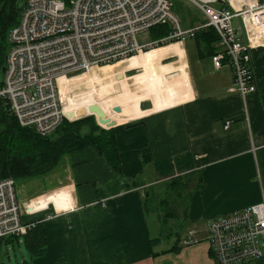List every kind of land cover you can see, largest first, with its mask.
Listing matches in <instances>:
<instances>
[{
    "label": "crops",
    "instance_id": "0c3cea01",
    "mask_svg": "<svg viewBox=\"0 0 264 264\" xmlns=\"http://www.w3.org/2000/svg\"><path fill=\"white\" fill-rule=\"evenodd\" d=\"M171 1L183 28L207 21L191 0ZM235 19L251 43L257 77V90L245 96L234 87L232 69L213 64L218 34L212 27L182 42H166L150 30L141 44L158 43L126 60L127 83L90 87L80 95L89 104L77 113L66 97L76 79L62 80L70 119L94 114L96 105L109 120L104 127L116 124L122 170L89 146L68 153L47 175L19 182L20 201L34 209L24 220L41 222L47 238L45 254L29 253V264H215L208 221L261 202L264 188V43ZM152 63H162L172 73L167 79L178 82L141 105L131 87L161 86ZM112 66L91 69L89 78L99 81ZM227 119H233L228 129ZM175 180L181 189L171 188ZM168 191L180 199L176 211L166 204Z\"/></svg>",
    "mask_w": 264,
    "mask_h": 264
},
{
    "label": "built area",
    "instance_id": "2783aa9c",
    "mask_svg": "<svg viewBox=\"0 0 264 264\" xmlns=\"http://www.w3.org/2000/svg\"><path fill=\"white\" fill-rule=\"evenodd\" d=\"M207 21L183 28L171 0H26L20 20L9 33L10 49L0 86L11 114L41 136L56 131L66 116L60 79L72 80L94 67L112 65L158 42L141 44L138 35L171 25L166 42L194 38L212 27L218 34L212 61L232 69L234 87L242 95L255 92L251 43L234 25L264 43V3L258 0H191ZM250 16H255L254 22ZM76 120V119H75ZM233 119H227L228 129ZM19 182L0 180V238L22 237L36 223L26 222L31 206L18 197ZM208 241L215 264H264V188L261 202L208 221ZM188 242V240H187Z\"/></svg>",
    "mask_w": 264,
    "mask_h": 264
},
{
    "label": "trees",
    "instance_id": "16d2710c",
    "mask_svg": "<svg viewBox=\"0 0 264 264\" xmlns=\"http://www.w3.org/2000/svg\"><path fill=\"white\" fill-rule=\"evenodd\" d=\"M21 0H0V86L2 67L10 49L9 33L20 20ZM155 37H168L172 29L167 25L151 29ZM218 41V40H217ZM164 43H159L158 46ZM74 121L64 119L52 134L41 136L29 127H23L11 114L7 102L0 97V180L13 177L18 182L45 176L60 165L70 152L93 146L121 172L122 166L113 128L106 129L97 123L93 114ZM182 182L175 180L173 188L181 189ZM25 244L32 256H42L47 250L44 225L36 223L22 237L0 238V260L10 247ZM4 264V262L2 263ZM24 264H29L28 260Z\"/></svg>",
    "mask_w": 264,
    "mask_h": 264
},
{
    "label": "rangeland",
    "instance_id": "374dc122",
    "mask_svg": "<svg viewBox=\"0 0 264 264\" xmlns=\"http://www.w3.org/2000/svg\"><path fill=\"white\" fill-rule=\"evenodd\" d=\"M231 1L233 3L235 2V4H237V0H231ZM258 2L260 4H263L264 0H258ZM237 21L238 20L235 19V24L238 23ZM151 32H153V31H151ZM137 38H138V41L140 43H142L146 39L150 40L151 34L149 32H144L142 34H139ZM143 52H146V51H143ZM124 61L125 62H122L120 65H115L116 63L112 64L113 66L111 65L112 67L107 69L110 74L106 75V76L102 75V77H100L101 79L99 81L94 80L93 78H92L93 80L90 79L89 78V76L91 75L90 73H85L80 78H77V79L75 78L76 80L72 81V82L74 84H76V86H74V87L72 86V88H71L72 92H70V90H68V89L66 92V97H68L69 99L71 98V103L68 104V105H70V106H68L69 109L74 110L76 112L77 110L79 111L83 105L89 104V102L87 100H84L86 97L81 99L80 95L85 93V91H87V89H89L90 87H93L95 85H98V86L100 85V86H104L108 89L110 87L112 88V86H115L118 88L116 80H119V81L126 80V83H127L126 75L129 76L131 74L129 72H126L130 69H128V67L126 66L127 65L126 60H124ZM155 64L156 63H152V64H149L148 66H150L153 69V70L151 69L152 73H155L154 69L156 68L155 71L157 72V74L156 73L155 74L157 75V77L159 76L160 82H161V86H160L158 91H148V90L143 91L142 88L139 89V88L131 87L133 90V94L136 96V98L140 99L139 102L141 105H146L148 103L150 104L151 98H153V100L157 99L158 95L160 93H162V91L165 89L174 90V87H175L176 83L178 82V78H175L174 80H168L167 79L169 75H172V73L164 70L162 68L164 66V65H162V63H160V65L158 67H155ZM163 64H165V63H163ZM94 68H96V67H94ZM92 72H94V71H92ZM94 74H95V72H94ZM119 76H121V77L119 78ZM2 77H3V74H2ZM132 80L130 79L129 83H132ZM94 81H96V82H94ZM111 84H115V85H111ZM66 103L64 102L63 105H66ZM87 116H91V115H85V116H82L81 118H84ZM92 116H94L95 119L97 120L95 115H92ZM72 120H75V119H72ZM171 193H172L171 191L167 192L168 196H166V198L168 200H166V202H167L166 204H172V205H170V206H172L170 211H176L177 209L174 205L176 204V206H178V202L180 201V199H179V197H176L178 195H176L175 193H173V194H171ZM162 197H163L162 198V201H163L165 199L164 198L165 195H162ZM169 201H170V203H169ZM168 213H171V212L168 211ZM28 258H29V252H28L25 244L22 243L20 246L10 247L8 252H4L1 256L0 264H2L3 262H4V264H24V259L28 260Z\"/></svg>",
    "mask_w": 264,
    "mask_h": 264
},
{
    "label": "water",
    "instance_id": "95a60500",
    "mask_svg": "<svg viewBox=\"0 0 264 264\" xmlns=\"http://www.w3.org/2000/svg\"><path fill=\"white\" fill-rule=\"evenodd\" d=\"M22 1V3H21V5L23 6V8L26 6V0H21ZM2 74H4L5 73V71H6V65H4L3 67H2ZM121 76H119V78H120ZM90 110H91V112H94V114L93 115H95L96 116V118H97V123L100 125V126H102L103 127V125L104 124H108V122H109V120L105 117L106 115H105V113L102 111V109H100L98 106H96V105H92L91 107H90ZM114 110L116 111V112H121L122 111V108L120 107V106H116V107H114ZM96 113V114H95ZM80 115H82L81 113H80ZM68 118H69V116H68V114L66 115ZM81 118V117H80ZM116 124H112L111 126H108V127H104V128H107V129H109V128H112V127H114ZM29 128H31V129H33L34 131H35V128H33V127H29Z\"/></svg>",
    "mask_w": 264,
    "mask_h": 264
},
{
    "label": "bare ground",
    "instance_id": "6f19581e",
    "mask_svg": "<svg viewBox=\"0 0 264 264\" xmlns=\"http://www.w3.org/2000/svg\"><path fill=\"white\" fill-rule=\"evenodd\" d=\"M252 17V16H251ZM152 49V48H151ZM147 50H149V49H147ZM146 50V51H147ZM143 53V52H142ZM136 55H138V54H136ZM136 55H133V56H131V57H128V58H126V59H123V60H120V61H124V60H127V59H129V58H132V57H134V56H136ZM120 61H118V62H120ZM117 63V62H116ZM115 64V63H114ZM109 66V65H108ZM96 68H101V67H96ZM92 69H94V68H92ZM93 71H96V70H93ZM62 80H64V79H60V90H61V83H62ZM61 95H62V90H61ZM62 99H63V104H64V102L66 103V100H64V98L62 97ZM67 104V103H66ZM65 108H66V105H64V111H65ZM66 113V112H65Z\"/></svg>",
    "mask_w": 264,
    "mask_h": 264
}]
</instances>
